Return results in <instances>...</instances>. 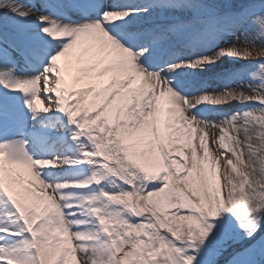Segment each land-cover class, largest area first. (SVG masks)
Here are the masks:
<instances>
[{
  "label": "snow or ice",
  "instance_id": "snow-or-ice-1",
  "mask_svg": "<svg viewBox=\"0 0 264 264\" xmlns=\"http://www.w3.org/2000/svg\"><path fill=\"white\" fill-rule=\"evenodd\" d=\"M0 264H264V0H0Z\"/></svg>",
  "mask_w": 264,
  "mask_h": 264
},
{
  "label": "rangeland",
  "instance_id": "rangeland-1",
  "mask_svg": "<svg viewBox=\"0 0 264 264\" xmlns=\"http://www.w3.org/2000/svg\"><path fill=\"white\" fill-rule=\"evenodd\" d=\"M238 35H239V34H238ZM232 43H233V42L230 41L228 45H222V46H231ZM235 43H236V46H237L238 48H243V47L246 46V45H244V44L241 43V42H235ZM240 63H241V64H244V63H247V62H245V61H241ZM229 107L235 109V108H239L240 105L233 104V105H230ZM208 131H209V140H210V139H211V135H212V131H211V129H209ZM241 139H243V136H242V135H241ZM210 147L213 148V149H215V145H211V144H210ZM221 171L223 172V167L221 168ZM221 183H222V185H223V181H222Z\"/></svg>",
  "mask_w": 264,
  "mask_h": 264
},
{
  "label": "bare ground",
  "instance_id": "bare-ground-1",
  "mask_svg": "<svg viewBox=\"0 0 264 264\" xmlns=\"http://www.w3.org/2000/svg\"><path fill=\"white\" fill-rule=\"evenodd\" d=\"M20 2H22V3H27L28 1H26V0H20ZM36 2H37V7H39L40 0H36ZM40 14H42L41 11H39V12L37 11V12H36V15H37V16L40 15ZM38 103H40V102L38 101ZM40 106L43 107L44 104H43V103H40ZM211 131H212V130H211Z\"/></svg>",
  "mask_w": 264,
  "mask_h": 264
}]
</instances>
